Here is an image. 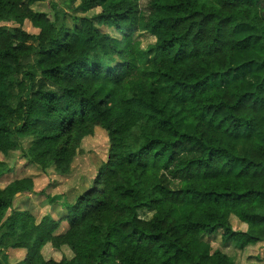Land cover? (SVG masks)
<instances>
[{
    "label": "trees",
    "instance_id": "16d2710c",
    "mask_svg": "<svg viewBox=\"0 0 264 264\" xmlns=\"http://www.w3.org/2000/svg\"><path fill=\"white\" fill-rule=\"evenodd\" d=\"M44 1L0 0V23L16 24H0V155L20 150L62 182L96 127L110 148L91 187L50 198L59 218L15 206L33 177L0 186V264L9 250L14 264H241L195 241L220 231L242 249L264 244V80L245 89L237 70L245 53L264 58V34L237 29L264 28V0H69L96 5L87 16L37 10ZM143 31L155 37L145 48ZM12 170L0 157V178ZM48 241L73 255L44 254Z\"/></svg>",
    "mask_w": 264,
    "mask_h": 264
},
{
    "label": "rangeland",
    "instance_id": "374dc122",
    "mask_svg": "<svg viewBox=\"0 0 264 264\" xmlns=\"http://www.w3.org/2000/svg\"><path fill=\"white\" fill-rule=\"evenodd\" d=\"M57 3L59 9L64 10L66 14L87 16L93 15L96 11V5H90L87 7H79V3H71L69 0H46L40 4L35 5L37 10L52 11L51 4ZM107 6L109 0L101 2ZM100 4V3H99ZM63 15V14H61ZM96 24L98 21H95ZM0 24L16 25L13 21L2 22ZM101 31L109 33L116 43H119L122 39V34L118 32L113 26L110 25H98ZM23 27L31 32L38 33L39 29L32 26L30 21H26ZM238 36L240 38L252 33L262 32L263 29H251L247 26L238 25ZM135 41H139L141 48H145L148 44L155 41V37L150 32H136L133 36ZM239 60V59H238ZM241 61L237 63V70L240 72V76L245 81V89H250L259 81L264 80V58H258L257 55L243 54ZM227 78H219L218 80L223 83ZM226 83V82H224ZM107 90L103 89L102 95H105ZM111 104V101H108ZM184 126V125H183ZM190 128V126H187ZM258 139L264 144V138L258 137ZM110 148V142L107 132L96 127L94 134L85 136L76 147V155L73 159L71 166V172L63 177V181H57V174L54 169H50L44 172L39 165L30 163L27 161L21 151H13L6 157L0 155L3 159L8 160L12 165L13 170L0 178V186L3 188L11 181L18 178L33 177L35 181V191L19 193L14 200L16 207L20 209H26L36 215L37 219H41L44 215L50 214L55 218H59L65 214L66 208L60 203H52L50 198L56 194L66 195L69 200L72 197H77L80 193L91 187L93 179L97 174L98 161H105L107 159L108 151ZM240 152L244 153V146H239ZM99 162V164H100ZM239 164H236L233 168V172L238 171ZM64 202H68L65 198ZM192 198L186 199L185 203L177 207V214L188 213L192 208ZM63 204V203H62ZM10 213L8 211L7 215ZM142 218H150L153 212L146 209L139 211ZM232 223L237 228H243L244 225L237 222L232 218ZM64 227H67V223H63ZM220 231L207 236V240L197 239L195 246L202 251L208 253H214L215 251H221L229 256L232 260L241 264H264L261 259L264 258V244L262 242L250 245L247 248H241L239 241L236 239L230 241H222ZM42 252L48 256L61 258L62 256L71 257L72 251L66 244L61 246L55 245V241H48L42 248ZM8 260L4 257L5 264H14L22 258V255L16 254L15 251H7ZM0 256L3 257V253L0 252Z\"/></svg>",
    "mask_w": 264,
    "mask_h": 264
}]
</instances>
